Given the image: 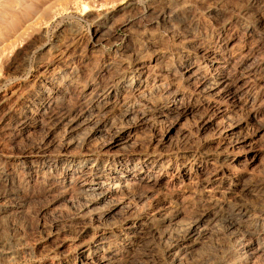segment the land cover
<instances>
[{
	"label": "bare ground",
	"instance_id": "obj_1",
	"mask_svg": "<svg viewBox=\"0 0 264 264\" xmlns=\"http://www.w3.org/2000/svg\"><path fill=\"white\" fill-rule=\"evenodd\" d=\"M133 5L134 0H125L104 14L102 23L91 31L89 44L94 51L78 64L59 70L50 67V60L42 61L36 73L39 82L36 88L28 85L29 100L22 108L14 107L8 94L0 100V131L9 145L17 147L21 169L33 186L31 193L79 204L80 228L71 241L76 256L50 264H120L128 255L133 260V250L147 237L159 236L158 225L175 224L176 216L166 213L170 206L159 191L193 175L218 184L226 175L233 176L222 191L227 196L217 194V204L233 208L227 209L226 216L237 243L231 257L238 264H251L255 254L264 256V208L251 215L238 206L241 196L252 191L244 183L245 173L260 157L254 143L256 135L264 133L260 123L264 120V54L243 38V43L237 40L228 31L232 23L226 17L220 20L225 30L217 41H203L201 34L194 36L197 39L185 38L187 48L175 66L151 41L112 54L102 51L109 19ZM258 79L262 80L256 85ZM241 110L256 126L253 134L242 131L243 121L234 118ZM187 116L195 117L201 128L219 121L215 149L223 168H210L215 159L207 151L173 156L144 150L137 136L143 126L164 120L170 129ZM37 130L44 132L38 143L18 147L19 141ZM242 153L244 157L231 169L230 163ZM8 169L12 173L15 166ZM151 200L154 204L147 206ZM213 200L209 198L211 207L188 223L175 253L189 250L190 238L203 231L201 223L218 212L213 211ZM143 206L147 209L140 210Z\"/></svg>",
	"mask_w": 264,
	"mask_h": 264
},
{
	"label": "rangeland",
	"instance_id": "obj_2",
	"mask_svg": "<svg viewBox=\"0 0 264 264\" xmlns=\"http://www.w3.org/2000/svg\"><path fill=\"white\" fill-rule=\"evenodd\" d=\"M124 1L0 0V100L2 95L8 94L15 102L14 107L22 108L29 100V86L36 88L39 82L36 73H39L42 61L48 59L50 67L62 70L68 64H78L92 53L94 50L89 44L91 31L102 23L104 14ZM133 6L129 11L116 12L109 19V28L102 36V51L112 54L125 46L146 45L151 41L161 49L166 60L169 59L168 63L175 66L180 60V52L187 48L185 38L197 39L201 34L203 41H217L224 34L221 21L226 17L232 23L228 31L235 34L237 40L240 38L242 43L245 40L244 43L261 48L259 52L264 54V0H134ZM160 14L168 15L170 19L165 21ZM41 45L48 49L49 54L40 49ZM13 62L19 66L11 67ZM260 80L255 81L256 85ZM235 115V119L244 123L242 131L253 134L256 126L248 122L246 110ZM217 121L201 128L195 117L187 116L168 129L167 121L154 120L151 125L143 126L137 136L144 150L149 149L156 154L187 156L207 151L215 159L209 164L210 168L221 169L224 164L215 149L219 142ZM261 121L263 124L264 120ZM43 133L42 130L31 131L27 139L18 142V147L33 146L44 137ZM4 136L5 133L0 131V264H50L68 258L72 261L76 250L71 241L80 228L76 223L79 204L33 195V186L17 159V147L12 144L11 147ZM256 137L254 149L260 157L245 173L244 180L251 185L252 191L241 196V205L238 206L248 209L251 215L264 208V133ZM244 155L239 154L229 167L235 169ZM14 166L12 174L8 167ZM191 178L159 191V197L167 200L170 206L166 213L176 216L175 224L158 225L159 236L147 237L140 247L133 250V260L128 255L126 259L129 260L124 259L123 264H238L231 257L237 243L228 229L230 222L226 217L232 207L224 203L219 205L216 199L217 194L219 198L224 194L233 176L222 177L223 182L219 184L210 178L194 175ZM209 198L214 199L213 211L218 212L201 223L203 233L190 238V251L175 253L177 242L185 234L188 223L211 207ZM146 203L152 206L154 201ZM147 206L139 209H147ZM257 254L251 264H264L263 254Z\"/></svg>",
	"mask_w": 264,
	"mask_h": 264
}]
</instances>
